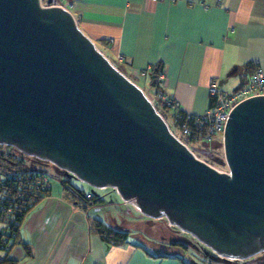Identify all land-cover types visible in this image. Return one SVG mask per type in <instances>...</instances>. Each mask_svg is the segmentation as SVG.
<instances>
[{
  "label": "water",
  "instance_id": "water-1",
  "mask_svg": "<svg viewBox=\"0 0 264 264\" xmlns=\"http://www.w3.org/2000/svg\"><path fill=\"white\" fill-rule=\"evenodd\" d=\"M45 3L0 0V145L114 189L218 259L264 253V96L229 112L227 172L217 171L173 135L68 10Z\"/></svg>",
  "mask_w": 264,
  "mask_h": 264
},
{
  "label": "crops",
  "instance_id": "crops-1",
  "mask_svg": "<svg viewBox=\"0 0 264 264\" xmlns=\"http://www.w3.org/2000/svg\"><path fill=\"white\" fill-rule=\"evenodd\" d=\"M62 3L81 32L104 47L124 75L135 78L141 69H158L164 76L163 96L194 117L209 108L211 84L231 93L245 83L253 64L264 70V0ZM88 218L94 219L74 197L47 196L20 230L31 257L16 245L4 264H184L164 256L166 243L151 252L143 243L130 241V235L125 244L102 242L89 231Z\"/></svg>",
  "mask_w": 264,
  "mask_h": 264
},
{
  "label": "rangeland",
  "instance_id": "rangeland-1",
  "mask_svg": "<svg viewBox=\"0 0 264 264\" xmlns=\"http://www.w3.org/2000/svg\"><path fill=\"white\" fill-rule=\"evenodd\" d=\"M41 2L43 5L46 4V0H41ZM96 48L108 57L107 59L118 71L124 73V70L111 58L104 47L96 44ZM127 77L129 78V76ZM129 79L135 82L150 101L155 102L156 109L163 115V119L173 135L181 142L186 140V136L182 135L176 127L172 114L162 112L160 104L156 103L153 94L154 90L150 86V82L146 78L139 76V74L138 77L130 76ZM185 146L198 159L212 168L220 172H227L219 137L214 138L213 142L208 144L198 141L187 142ZM25 171H38L45 174L49 184V196H70L62 186V181L65 180L71 186L82 190L87 195L94 193L97 196V201L92 204L93 209L88 211V215L114 229L127 231L130 235V241L143 243L146 249L151 252L159 251V249L164 247L165 243H168L169 239L175 238L192 245V248L181 255L184 256L183 259L187 264H264L263 252L243 260L227 258L226 261L223 257L218 259L216 254L212 253L207 247L197 242L189 234L180 232L178 228L169 225L165 219H150L141 215L132 204L122 201L114 189L109 187L102 189L92 188L76 178H68L64 171L57 169L47 161L26 156L12 147L0 145V174Z\"/></svg>",
  "mask_w": 264,
  "mask_h": 264
},
{
  "label": "trees",
  "instance_id": "trees-1",
  "mask_svg": "<svg viewBox=\"0 0 264 264\" xmlns=\"http://www.w3.org/2000/svg\"><path fill=\"white\" fill-rule=\"evenodd\" d=\"M157 71L158 69L154 70L155 73L159 72ZM158 92L163 95L161 86L158 87ZM162 110L164 113L169 112V108L166 105H163ZM160 115L164 118L162 114ZM173 118L179 131L180 126L184 122L191 130V134L186 136V140L182 141L184 144L187 142H202L201 132L203 128L200 127L199 130L196 131L197 127L194 126L195 118L187 119L185 113L181 111L173 115ZM42 177H45V174L38 171L0 174V252L3 253V256L0 257V264L8 263L6 260L8 253L16 245L22 247L26 257H31L30 247L22 243L20 239V230L27 216L42 202V200L49 196L48 181L47 184H43L41 181ZM62 186L70 196L74 197L75 201L84 212L88 213L89 210L93 209L92 204L97 201V196H95L94 193L87 195L82 190H78L71 186L66 180L62 181ZM87 222L89 231L96 234L102 242L112 245H121L125 244L129 237L127 231L114 229L102 221L96 219L90 220L88 218ZM167 244L169 250L164 256L177 257L181 259L184 264H187L183 259L184 256L181 255L192 248V245L183 240H176L175 238L169 239Z\"/></svg>",
  "mask_w": 264,
  "mask_h": 264
},
{
  "label": "built area",
  "instance_id": "built-area-1",
  "mask_svg": "<svg viewBox=\"0 0 264 264\" xmlns=\"http://www.w3.org/2000/svg\"><path fill=\"white\" fill-rule=\"evenodd\" d=\"M170 2H174V0H170ZM51 6L62 7L69 11V8L62 3V0H51ZM117 60L120 62L122 61V58L118 57ZM138 74L141 77L149 79L150 86L154 90V98L156 99V103L160 104L161 111L163 112V105H166L169 108V113H171L172 116L176 115V113L179 111L178 104L171 99L164 97L158 92V87L161 86L164 80L163 74L161 72L155 73L150 68L141 69L139 70ZM125 77L130 80L127 76ZM208 94L212 99L210 108H208L202 115L198 117H193L186 113L185 115L187 119L195 118L194 126L197 127L196 131H198L200 127L203 128V131L201 132L202 142L211 143L216 137H219V141L222 142L224 126L228 118V114L232 108L247 98L253 96H264V70L258 63H255L252 66L251 74L247 77L245 83L242 84L238 89L231 93H225L219 91L214 85L211 84L208 88ZM150 102L154 106L156 112L160 115L159 111L155 107V102ZM180 132L184 136H189L191 134V130L185 122L180 126ZM41 181L43 184H47L48 180L46 177H42Z\"/></svg>",
  "mask_w": 264,
  "mask_h": 264
},
{
  "label": "bare ground",
  "instance_id": "bare-ground-1",
  "mask_svg": "<svg viewBox=\"0 0 264 264\" xmlns=\"http://www.w3.org/2000/svg\"><path fill=\"white\" fill-rule=\"evenodd\" d=\"M130 204H132L133 205V207L138 211V209L135 207V205L133 204V203H130Z\"/></svg>",
  "mask_w": 264,
  "mask_h": 264
}]
</instances>
